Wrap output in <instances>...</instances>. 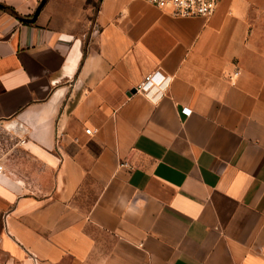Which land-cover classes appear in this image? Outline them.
<instances>
[{"label":"crops","instance_id":"crops-1","mask_svg":"<svg viewBox=\"0 0 264 264\" xmlns=\"http://www.w3.org/2000/svg\"><path fill=\"white\" fill-rule=\"evenodd\" d=\"M40 2L0 0V126L38 166L0 162V264H264V0Z\"/></svg>","mask_w":264,"mask_h":264},{"label":"built area","instance_id":"built-area-1","mask_svg":"<svg viewBox=\"0 0 264 264\" xmlns=\"http://www.w3.org/2000/svg\"><path fill=\"white\" fill-rule=\"evenodd\" d=\"M153 6L158 9L166 12L167 14L173 17H202L205 19L210 18L219 2L221 0H146ZM239 72H235V76H237ZM168 78L159 70L154 71L143 79L141 83L136 86V92L146 93L155 85H160L166 82ZM192 110L188 107L182 109V113L189 116ZM88 134L94 133V130H87ZM120 166H125L132 168L128 163L121 162ZM3 168L0 165V173H2ZM1 243V240H0Z\"/></svg>","mask_w":264,"mask_h":264},{"label":"rangeland","instance_id":"rangeland-1","mask_svg":"<svg viewBox=\"0 0 264 264\" xmlns=\"http://www.w3.org/2000/svg\"><path fill=\"white\" fill-rule=\"evenodd\" d=\"M95 5V3H92ZM21 140L14 135L3 129L0 126V162L11 161L18 163V161L26 162L29 168L36 170L38 166L33 158L26 154L21 148Z\"/></svg>","mask_w":264,"mask_h":264},{"label":"water","instance_id":"water-1","mask_svg":"<svg viewBox=\"0 0 264 264\" xmlns=\"http://www.w3.org/2000/svg\"><path fill=\"white\" fill-rule=\"evenodd\" d=\"M46 1L47 0H41L40 4L38 5L35 13L33 14V16L31 18H21V20L24 22H28V23H34L37 20L41 10L44 7V5L46 4ZM135 92H136V89H133L130 91V93H135Z\"/></svg>","mask_w":264,"mask_h":264},{"label":"trees","instance_id":"trees-1","mask_svg":"<svg viewBox=\"0 0 264 264\" xmlns=\"http://www.w3.org/2000/svg\"><path fill=\"white\" fill-rule=\"evenodd\" d=\"M0 8H5L4 6L0 5Z\"/></svg>","mask_w":264,"mask_h":264}]
</instances>
